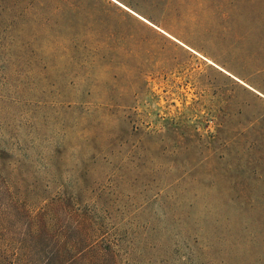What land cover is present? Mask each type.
<instances>
[{"label":"rangeland","instance_id":"1","mask_svg":"<svg viewBox=\"0 0 264 264\" xmlns=\"http://www.w3.org/2000/svg\"><path fill=\"white\" fill-rule=\"evenodd\" d=\"M0 264H264V0H0Z\"/></svg>","mask_w":264,"mask_h":264}]
</instances>
